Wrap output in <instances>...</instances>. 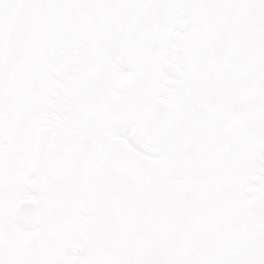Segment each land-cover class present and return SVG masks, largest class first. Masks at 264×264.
I'll use <instances>...</instances> for the list:
<instances>
[{"label":"snow or ice","instance_id":"obj_1","mask_svg":"<svg viewBox=\"0 0 264 264\" xmlns=\"http://www.w3.org/2000/svg\"><path fill=\"white\" fill-rule=\"evenodd\" d=\"M0 264H264V0H0Z\"/></svg>","mask_w":264,"mask_h":264}]
</instances>
